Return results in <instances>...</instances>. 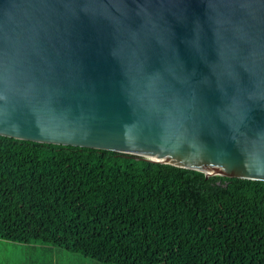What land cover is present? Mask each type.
<instances>
[{
    "label": "water",
    "instance_id": "water-1",
    "mask_svg": "<svg viewBox=\"0 0 264 264\" xmlns=\"http://www.w3.org/2000/svg\"><path fill=\"white\" fill-rule=\"evenodd\" d=\"M0 136L264 182V0H0Z\"/></svg>",
    "mask_w": 264,
    "mask_h": 264
},
{
    "label": "trees",
    "instance_id": "trees-1",
    "mask_svg": "<svg viewBox=\"0 0 264 264\" xmlns=\"http://www.w3.org/2000/svg\"><path fill=\"white\" fill-rule=\"evenodd\" d=\"M0 239L103 264H264V182L0 136Z\"/></svg>",
    "mask_w": 264,
    "mask_h": 264
},
{
    "label": "rangeland",
    "instance_id": "rangeland-1",
    "mask_svg": "<svg viewBox=\"0 0 264 264\" xmlns=\"http://www.w3.org/2000/svg\"><path fill=\"white\" fill-rule=\"evenodd\" d=\"M0 255L5 264H103L40 241L28 245L0 239Z\"/></svg>",
    "mask_w": 264,
    "mask_h": 264
},
{
    "label": "crops",
    "instance_id": "crops-1",
    "mask_svg": "<svg viewBox=\"0 0 264 264\" xmlns=\"http://www.w3.org/2000/svg\"><path fill=\"white\" fill-rule=\"evenodd\" d=\"M30 245V244H28ZM1 256V255H0ZM0 264H5L4 259L0 257Z\"/></svg>",
    "mask_w": 264,
    "mask_h": 264
}]
</instances>
